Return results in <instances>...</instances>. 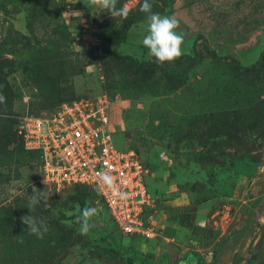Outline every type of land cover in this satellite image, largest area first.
Masks as SVG:
<instances>
[{
	"label": "rangeland",
	"instance_id": "1",
	"mask_svg": "<svg viewBox=\"0 0 264 264\" xmlns=\"http://www.w3.org/2000/svg\"><path fill=\"white\" fill-rule=\"evenodd\" d=\"M149 2L184 37L162 67L141 43L143 0H117L126 19L87 0H0V264H264V0ZM102 94L116 144L147 167L155 240L118 230L90 189L45 184L18 134L27 115ZM39 190L43 239L20 219ZM77 205L98 210L86 236L65 223Z\"/></svg>",
	"mask_w": 264,
	"mask_h": 264
},
{
	"label": "built area",
	"instance_id": "2",
	"mask_svg": "<svg viewBox=\"0 0 264 264\" xmlns=\"http://www.w3.org/2000/svg\"><path fill=\"white\" fill-rule=\"evenodd\" d=\"M24 147L43 158V179L57 190L82 185L103 202L118 230L146 241L158 232L151 219L156 199L148 193L147 167L131 148L116 144L105 94L79 98L44 116L27 115L18 131ZM109 171L122 199L105 188L98 176Z\"/></svg>",
	"mask_w": 264,
	"mask_h": 264
},
{
	"label": "clouds",
	"instance_id": "3",
	"mask_svg": "<svg viewBox=\"0 0 264 264\" xmlns=\"http://www.w3.org/2000/svg\"><path fill=\"white\" fill-rule=\"evenodd\" d=\"M85 5L93 8H100L107 11L111 17H119L126 19L129 15V8L127 5L118 8L117 0H87ZM146 14L147 25L146 34L142 38V45L148 50V56L154 58L158 66H164L165 63H174L182 56V45L184 37L179 33L180 25L174 16L161 15L152 11V5L149 0H143L139 9ZM4 97L0 95V103L4 101ZM101 184L119 195L120 198L126 199L127 193L119 192L115 185L114 177L109 171L102 170L98 173ZM44 183L47 184L46 179ZM46 199V191H40L39 195L32 193L28 197L27 209L30 215L22 216L21 223L26 226L30 234L39 239L44 238V233L48 231V226L45 218H37L32 213L36 206L41 202V198ZM98 214L95 207H84L81 209L79 205L76 206L74 212L68 211L66 215L74 217V220H67L65 223L72 227L73 224L79 226L78 231L81 235H88L90 229L95 227L92 223V218Z\"/></svg>",
	"mask_w": 264,
	"mask_h": 264
},
{
	"label": "trees",
	"instance_id": "4",
	"mask_svg": "<svg viewBox=\"0 0 264 264\" xmlns=\"http://www.w3.org/2000/svg\"><path fill=\"white\" fill-rule=\"evenodd\" d=\"M262 61H263V58H261V60L256 64V66H254L253 68H252V70L253 71H256L259 67H261V64H262ZM78 99V98H77ZM75 100V99H74ZM73 101V100H72ZM32 152H35V151H32ZM36 153H38V152H36ZM146 185H147V182H146ZM73 187H84V188H88V189H90L97 197H98V195L91 189V188H89V187H86V186H82V185H77V186H73ZM147 188H148V185H147ZM148 193H149V191H148ZM99 198V197H98ZM100 200V199H99ZM101 201V200H100ZM102 202V201H101ZM102 204H103V202H102ZM105 207V206H104ZM105 209H106V207H105ZM107 210V209H106ZM108 212V211H107ZM108 214H109V212H108ZM109 216H110V214H109ZM110 218H111V216H110ZM111 220L113 221V219L111 218ZM113 223H114V221H113ZM114 225H115V223H114ZM116 226V225H115ZM117 228V227H116ZM118 229V228H117ZM129 236H134V235H129ZM135 238H137V237H135Z\"/></svg>",
	"mask_w": 264,
	"mask_h": 264
},
{
	"label": "water",
	"instance_id": "5",
	"mask_svg": "<svg viewBox=\"0 0 264 264\" xmlns=\"http://www.w3.org/2000/svg\"><path fill=\"white\" fill-rule=\"evenodd\" d=\"M191 263L192 264H195V259L192 258Z\"/></svg>",
	"mask_w": 264,
	"mask_h": 264
}]
</instances>
